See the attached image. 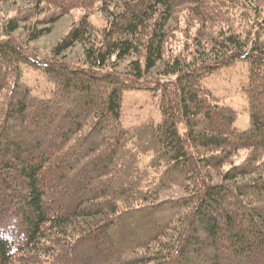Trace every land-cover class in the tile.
Returning a JSON list of instances; mask_svg holds the SVG:
<instances>
[{
	"label": "trees",
	"instance_id": "trees-1",
	"mask_svg": "<svg viewBox=\"0 0 264 264\" xmlns=\"http://www.w3.org/2000/svg\"><path fill=\"white\" fill-rule=\"evenodd\" d=\"M12 1L28 8L0 36V264H264V0ZM73 12L54 53L80 45L78 62L10 35ZM239 61L245 130L203 83ZM129 91L157 94L160 121L126 126Z\"/></svg>",
	"mask_w": 264,
	"mask_h": 264
},
{
	"label": "rangeland",
	"instance_id": "rangeland-1",
	"mask_svg": "<svg viewBox=\"0 0 264 264\" xmlns=\"http://www.w3.org/2000/svg\"><path fill=\"white\" fill-rule=\"evenodd\" d=\"M28 8V3L24 1L13 2L5 1L0 3V36L7 35L4 28H8L9 21L16 20L18 15H23ZM82 13L73 12L66 15L56 22L49 33L41 35L37 39L28 37V28L23 26L35 23V15H30L25 21L19 22V28L10 33L13 37L25 41L28 49L35 50L42 56L56 58L64 62H78L83 56V49L80 45L64 51L55 56V48L59 41L68 33L73 23L78 21ZM176 18V16H175ZM91 20L96 28H103L105 21L99 15H93ZM181 30L185 29L184 15L179 22ZM43 28V27H42ZM197 26L192 27L196 30ZM180 32L177 34V41L174 48L179 49L183 39ZM248 65L246 62L239 61L233 66L221 68L215 73L206 77L204 85L211 89L221 101L232 106L238 113L235 127L239 130H245L249 126V102L244 93L247 84ZM22 80L28 83L36 95L42 98H50L53 94L54 84L49 81L44 71L33 66L22 65ZM158 95L149 91H129L124 94L123 100V122L126 126L137 124L145 119H152L159 122L161 119V110L158 102ZM242 153L240 159L244 157ZM254 176L246 178L251 181Z\"/></svg>",
	"mask_w": 264,
	"mask_h": 264
}]
</instances>
